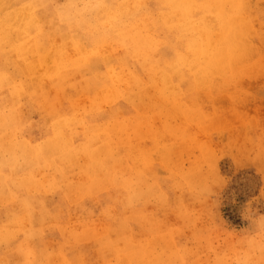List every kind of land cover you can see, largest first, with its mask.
Returning <instances> with one entry per match:
<instances>
[{
  "label": "rangeland",
  "instance_id": "374dc122",
  "mask_svg": "<svg viewBox=\"0 0 264 264\" xmlns=\"http://www.w3.org/2000/svg\"><path fill=\"white\" fill-rule=\"evenodd\" d=\"M228 1L231 39L223 0H0V264H264V0Z\"/></svg>",
  "mask_w": 264,
  "mask_h": 264
},
{
  "label": "bare ground",
  "instance_id": "6f19581e",
  "mask_svg": "<svg viewBox=\"0 0 264 264\" xmlns=\"http://www.w3.org/2000/svg\"><path fill=\"white\" fill-rule=\"evenodd\" d=\"M167 2H168V5L169 6H171L174 10H175V12L176 13H180V12H190V11H192V10H190V7H191V5H190V7H189V4H188V1H192L193 2V4L195 3V1L196 0H166ZM224 2L222 3V5L220 6V9H218V10H220V18H223L224 20H226V22L223 24V27L221 28V32H223V37L224 38H230L231 39V37L229 36L230 35V29H229V26H232V25H234L235 24V21H231L230 20V15H231V12L233 11V10H231V4H233V3H229V1L227 0V1H225V0H223ZM159 3H161V2H159ZM216 3V2H215ZM214 3V4H215ZM111 4V3H110ZM159 6H160V4H159ZM209 7V6H208ZM219 7V6H218ZM217 7V8H218ZM160 9V8H159ZM213 9H215L216 10V8H213ZM105 10V9H104ZM168 11V10H167ZM206 13V12H205ZM204 13V14H205ZM218 13H219V11H218ZM213 14V13H212ZM176 15V14H175ZM170 17L172 16V15H169ZM174 16V15H173ZM208 15L206 14V17H207ZM12 17V16H11ZM17 17V16H16ZM210 17V16H209ZM111 18V17H110ZM191 18V17H190ZM205 18V17H204ZM10 18H8V20H9ZM12 19V18H11ZM211 19V18H210ZM210 19L208 20V19H206V20H204L203 19V21H201L200 22V24H202V25H206L207 27H205V28H207V29H210V28H212L213 29V26H210V23H211V21H210ZM169 20H171V19H169ZM31 21V20H30ZM12 22V21H11ZM166 22V21H165ZM199 23V22H198ZM20 24V23H19ZM27 24V23H26ZM161 24H162V22H161ZM186 24V23H185ZM25 25V24H24ZM27 25H29V24H27ZM30 26V25H29ZM165 26V25H164ZM21 27V26H20ZM25 27H27L26 25H25ZM24 28V27H23ZM22 29V28H21ZM175 29V28H174ZM172 31V30H171ZM198 32V31H197ZM169 34H172V33H169ZM185 34V33H184ZM182 35V34H181ZM186 37V36H185ZM1 40V39H0ZM188 52V51H187ZM193 52V51H192ZM186 53V52H185ZM184 53V54H185ZM187 54V53H186ZM189 55V54H188ZM219 55H220V57H221V59H222V57L224 58V60L226 59V52H225V50L224 49H222L220 52H219ZM187 56V55H186ZM195 56V55H194ZM193 55H192V57H194ZM197 57V56H196ZM189 59L188 57H185V59ZM182 59H184L183 57H182ZM196 59V58H195ZM19 61V60H18ZM190 61V60H189ZM201 62V61H200ZM225 62V61H224ZM162 63H164L165 64V62H162ZM194 63V62H193ZM21 64V63H20ZM210 65H212L213 67H219V65H218V63H210ZM202 68V67H201ZM209 68V67H208ZM28 70V69H27ZM180 71H181V69H180ZM161 72V71H160ZM184 72V71H183ZM175 73V72H174ZM173 73V74H174ZM185 73V72H184ZM190 73V72H189ZM163 75H165V74H163ZM187 75V74H186ZM183 76H185V75H183ZM165 79H167L166 77H165ZM172 80V79H171ZM2 81V80H1ZM202 81V80H201ZM200 81V82H201ZM197 82V81H196ZM199 82V81H198ZM128 101V100H127ZM3 264V263H2Z\"/></svg>",
  "mask_w": 264,
  "mask_h": 264
}]
</instances>
